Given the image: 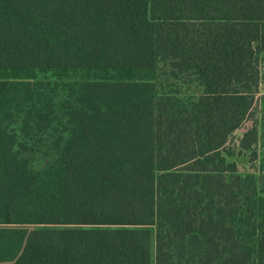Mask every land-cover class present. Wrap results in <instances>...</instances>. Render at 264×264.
<instances>
[{"label":"trees","instance_id":"1","mask_svg":"<svg viewBox=\"0 0 264 264\" xmlns=\"http://www.w3.org/2000/svg\"><path fill=\"white\" fill-rule=\"evenodd\" d=\"M264 0H0V264H264Z\"/></svg>","mask_w":264,"mask_h":264},{"label":"rangeland","instance_id":"2","mask_svg":"<svg viewBox=\"0 0 264 264\" xmlns=\"http://www.w3.org/2000/svg\"><path fill=\"white\" fill-rule=\"evenodd\" d=\"M243 129L237 131L232 140V144L234 145L236 151L232 160L236 163L237 171L241 175L250 174L256 178H259L262 174H264V167L261 168L260 161L257 160L253 163L248 161V156L245 152L239 151L237 148L238 138L240 137Z\"/></svg>","mask_w":264,"mask_h":264},{"label":"crops","instance_id":"3","mask_svg":"<svg viewBox=\"0 0 264 264\" xmlns=\"http://www.w3.org/2000/svg\"><path fill=\"white\" fill-rule=\"evenodd\" d=\"M261 94L264 95V81H263V83L261 85Z\"/></svg>","mask_w":264,"mask_h":264}]
</instances>
